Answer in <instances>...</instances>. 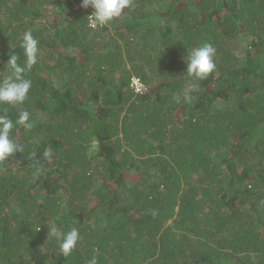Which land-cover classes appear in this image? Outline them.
I'll return each mask as SVG.
<instances>
[{
	"label": "trees",
	"instance_id": "1",
	"mask_svg": "<svg viewBox=\"0 0 264 264\" xmlns=\"http://www.w3.org/2000/svg\"><path fill=\"white\" fill-rule=\"evenodd\" d=\"M195 1L133 0L93 30L81 0H0V80L26 30L40 47L24 104L0 105L33 124L0 162V264H264V0ZM202 43L216 71L194 81ZM52 220L79 229L67 258Z\"/></svg>",
	"mask_w": 264,
	"mask_h": 264
},
{
	"label": "clouds",
	"instance_id": "2",
	"mask_svg": "<svg viewBox=\"0 0 264 264\" xmlns=\"http://www.w3.org/2000/svg\"><path fill=\"white\" fill-rule=\"evenodd\" d=\"M83 9H91V14L87 17V26L90 29L97 30L109 26L118 18L126 14L125 10L135 8L133 0H81ZM22 49L21 55L12 52L8 54L7 66L8 75L0 80V105H6L10 108L22 106L26 101L32 87L33 82L27 78L26 73L37 65L40 55L39 41L34 37L32 31L26 30L22 35L20 43ZM183 57L186 65L185 73L194 81L207 80L216 71V48L211 43H202L190 51ZM134 80H139L143 86L141 92H137L133 84ZM130 91L135 95H147L148 88L138 77L130 79ZM196 91V84H192L186 89L176 92L173 99L177 102L189 104L193 100V93ZM17 126L25 129L33 127L30 121V114L27 110L17 113L16 119L13 120L8 115L0 114V162H6L16 153H23L24 145L18 143L12 137V131ZM45 159L51 158V153L45 151L43 153ZM264 203V201H261ZM156 213L153 212V215ZM48 237L54 239L59 248V252L63 257H69L77 248L81 239L79 229L75 226L64 231L57 223L47 221ZM128 261L129 258H128ZM127 261V262H128ZM87 264H98L96 255L87 262Z\"/></svg>",
	"mask_w": 264,
	"mask_h": 264
},
{
	"label": "built area",
	"instance_id": "3",
	"mask_svg": "<svg viewBox=\"0 0 264 264\" xmlns=\"http://www.w3.org/2000/svg\"><path fill=\"white\" fill-rule=\"evenodd\" d=\"M133 84H134L137 92H141L143 90V86L141 85L139 80H134Z\"/></svg>",
	"mask_w": 264,
	"mask_h": 264
},
{
	"label": "rangeland",
	"instance_id": "4",
	"mask_svg": "<svg viewBox=\"0 0 264 264\" xmlns=\"http://www.w3.org/2000/svg\"><path fill=\"white\" fill-rule=\"evenodd\" d=\"M63 2H66V0H63ZM196 2H197V4H198L199 1L196 0L195 3H196ZM74 6H75V9H77V10L79 9V6H78V5H74ZM147 88H148V90L150 91V88H149L148 86H147ZM155 88H156V87H155ZM155 88H153V89H155Z\"/></svg>",
	"mask_w": 264,
	"mask_h": 264
}]
</instances>
